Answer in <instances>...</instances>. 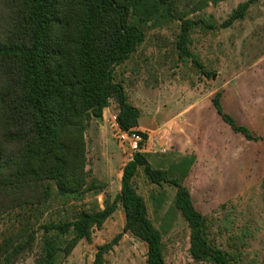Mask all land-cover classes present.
I'll return each mask as SVG.
<instances>
[{"label":"trees","instance_id":"obj_1","mask_svg":"<svg viewBox=\"0 0 264 264\" xmlns=\"http://www.w3.org/2000/svg\"><path fill=\"white\" fill-rule=\"evenodd\" d=\"M221 1L0 0V217L18 211L24 221L2 237L0 264H15L31 249L36 232L28 211L44 207L54 197L68 203L104 189L105 184L86 169L85 131L90 118L101 116L111 99L117 104L118 128L141 137L138 150L122 167L119 192L113 200L106 195L102 208H83L71 219L41 225L34 264H57L59 256L68 255L80 240H90L93 229L102 226L117 203L124 213L123 232L146 244V264H166L162 232L134 183L140 172L151 184L175 189L169 211L187 223L188 251L195 262L236 264L234 254L210 238L207 220L185 184L195 156L178 154L166 166L151 163V154L140 150L147 134L134 129L140 109L115 74L145 40V29L176 20L178 56L192 58L211 77L214 71L203 68L189 45L195 28L205 32L215 25L190 14ZM255 1L239 2L219 27L243 19ZM220 97L216 91L212 105L234 132L247 140H264V135L237 124L224 111ZM120 237L117 233L98 245L92 264H107L105 256Z\"/></svg>","mask_w":264,"mask_h":264},{"label":"rangeland","instance_id":"obj_2","mask_svg":"<svg viewBox=\"0 0 264 264\" xmlns=\"http://www.w3.org/2000/svg\"><path fill=\"white\" fill-rule=\"evenodd\" d=\"M241 1L245 0H224L190 14L215 25L213 30L205 32L195 28L189 45L203 68L214 71L211 77L205 76L192 58L178 56L175 41L179 21L176 20L145 29V40L116 67V77L125 86L131 103L142 111L139 121L151 135L146 149L155 150L149 157L154 166H166L179 156L169 148L170 113L181 106H207L233 73L246 69L256 71L239 81L251 88L256 106H264V76L260 73V63L255 64L264 53V14L257 17L261 20L257 25L250 22L254 14L248 10L243 19L228 27H219ZM254 33L261 38L257 42L252 40ZM116 113L117 104L111 99L102 119L92 116L85 131L86 169L105 184L104 189L96 195L89 191L82 200L68 203L54 197L44 207L28 211L26 216L30 217L31 229L36 232L35 241L15 264H34L43 232L41 225L71 219L83 208H102L106 195L110 200L116 197L121 169L134 152L131 141L120 136ZM193 121L196 123V119ZM255 125L253 133L264 134V129L259 130L258 124ZM237 148L239 158L232 162V158L216 156L204 147L201 163L189 172L185 184L195 208L207 220L213 242L228 254H234L236 264H264V140L246 144L240 140ZM134 183L145 199L150 219L162 232L165 263L210 264L195 262L189 254L187 223L177 212L169 211L175 189L168 184L161 188L151 184L141 172ZM21 216V212L10 211L0 217V241L8 232L21 227L24 222ZM123 225L124 213L117 203L102 226L93 229L91 239L80 240L68 255L59 256L57 264H92L97 246L110 241L117 233L121 237L106 254L107 264H146V244L123 232Z\"/></svg>","mask_w":264,"mask_h":264},{"label":"crops","instance_id":"obj_3","mask_svg":"<svg viewBox=\"0 0 264 264\" xmlns=\"http://www.w3.org/2000/svg\"><path fill=\"white\" fill-rule=\"evenodd\" d=\"M248 10L250 12L253 11L254 14H252L254 18L250 20V22L252 21V23L254 22V24L257 25L261 22L260 18L257 17L264 14L263 0H256L251 3ZM253 36L255 37H253L252 40L255 42L261 39L256 33H254ZM262 54L263 55L258 58L255 64L260 63V73L264 76V53ZM251 73H256V71L246 69L235 72L226 82L222 83L220 86V102L224 111L231 115L237 124L248 127L253 133V129L255 130L256 128L255 124H258L259 130L264 129V106H256V103H254L252 99L251 88L239 81L244 76L251 75ZM103 112H105V108ZM141 114L142 111L140 109V115ZM170 116L169 148L182 155L192 153L195 156V160L191 170L197 167L198 163H201L204 147L211 149L216 156L219 154V157L224 156L225 158L226 155L228 159L232 158V162H235L239 158V153L236 150L239 141L241 140V142L245 144L255 142L245 139L240 133L234 132L230 126L220 118L211 100H209L207 106H181L170 113ZM193 119H196V123H194ZM134 129L147 134V139L140 150L143 152L148 151L147 153L155 151L146 149L150 145L149 141L151 135L145 130L146 128L141 124L139 118L138 125ZM253 134L256 136L264 135L263 133L259 135ZM159 151L165 150L160 149Z\"/></svg>","mask_w":264,"mask_h":264},{"label":"built area","instance_id":"obj_4","mask_svg":"<svg viewBox=\"0 0 264 264\" xmlns=\"http://www.w3.org/2000/svg\"><path fill=\"white\" fill-rule=\"evenodd\" d=\"M120 136L122 139H129L131 141L130 145L134 151L138 150V142L141 139L140 134L138 132L132 131L131 133H128L122 131Z\"/></svg>","mask_w":264,"mask_h":264},{"label":"water","instance_id":"obj_5","mask_svg":"<svg viewBox=\"0 0 264 264\" xmlns=\"http://www.w3.org/2000/svg\"><path fill=\"white\" fill-rule=\"evenodd\" d=\"M97 118H98L99 120H101V116H97Z\"/></svg>","mask_w":264,"mask_h":264}]
</instances>
